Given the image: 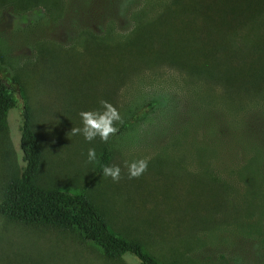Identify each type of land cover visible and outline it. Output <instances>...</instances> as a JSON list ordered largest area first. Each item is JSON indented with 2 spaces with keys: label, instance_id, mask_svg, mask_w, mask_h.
<instances>
[{
  "label": "rangeland",
  "instance_id": "1",
  "mask_svg": "<svg viewBox=\"0 0 264 264\" xmlns=\"http://www.w3.org/2000/svg\"><path fill=\"white\" fill-rule=\"evenodd\" d=\"M183 2L0 0V76L18 81L30 107L39 185L84 190L112 229L165 264H264V89L229 92L159 61H198L194 47L165 40ZM16 88L0 130V192L25 166ZM100 100L119 111L117 134L107 143L72 135ZM105 146L118 182L97 170ZM141 158L147 171L129 179L125 161ZM0 264L140 262L108 260L76 232L0 216Z\"/></svg>",
  "mask_w": 264,
  "mask_h": 264
},
{
  "label": "trees",
  "instance_id": "2",
  "mask_svg": "<svg viewBox=\"0 0 264 264\" xmlns=\"http://www.w3.org/2000/svg\"><path fill=\"white\" fill-rule=\"evenodd\" d=\"M191 2L190 5L184 4L186 3L184 0V6L176 7L180 12L177 17V28L174 32H167L171 37L165 40L170 44L177 42L181 52L188 50L189 46L194 47V53L197 54L195 58L198 61L193 65H187L170 62L168 57L162 56L159 61H167L185 73L186 80L201 79L220 83L229 92L250 93L256 91L258 87L264 89V67L258 68L264 65V0H191ZM145 34L147 41L153 38L151 34ZM16 87L19 93L23 94L21 97L23 100L24 92L18 81L0 76L2 131L7 126L9 109L16 106ZM20 107L19 142L25 166L19 175L10 176L2 188L0 216L25 226L44 225L76 232L108 260L129 254L140 264H165L144 250L140 242L112 229L84 190L70 192L37 183L36 174L41 163L40 147L33 134L30 107L25 100ZM108 161L109 151L105 146L97 170L103 171Z\"/></svg>",
  "mask_w": 264,
  "mask_h": 264
},
{
  "label": "clouds",
  "instance_id": "3",
  "mask_svg": "<svg viewBox=\"0 0 264 264\" xmlns=\"http://www.w3.org/2000/svg\"><path fill=\"white\" fill-rule=\"evenodd\" d=\"M99 110L81 111V126L71 129L72 135H82L85 141L92 142L99 137L101 142L107 143L109 138L116 135L118 128L116 125L122 123V117L116 107L106 100L99 101ZM88 161L96 159L94 148H90L87 153ZM149 160L141 158L131 162L125 161V167L128 169L129 179H138L148 169ZM103 175L110 177L114 182L121 179V168L118 165L105 166Z\"/></svg>",
  "mask_w": 264,
  "mask_h": 264
}]
</instances>
